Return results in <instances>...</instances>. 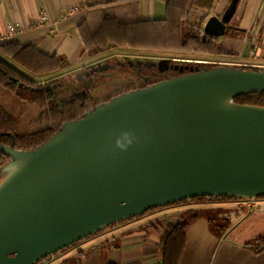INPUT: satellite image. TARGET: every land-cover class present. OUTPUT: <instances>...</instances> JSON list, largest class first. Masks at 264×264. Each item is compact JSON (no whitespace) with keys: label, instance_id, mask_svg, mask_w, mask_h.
<instances>
[{"label":"water","instance_id":"1","mask_svg":"<svg viewBox=\"0 0 264 264\" xmlns=\"http://www.w3.org/2000/svg\"><path fill=\"white\" fill-rule=\"evenodd\" d=\"M238 4L207 19L204 40L228 34ZM127 65L158 67L100 63L90 73ZM261 92L264 70L197 66L99 103L37 149L0 143L11 158L0 168V264H39L185 200L264 198V107L234 102Z\"/></svg>","mask_w":264,"mask_h":264},{"label":"trees","instance_id":"2","mask_svg":"<svg viewBox=\"0 0 264 264\" xmlns=\"http://www.w3.org/2000/svg\"><path fill=\"white\" fill-rule=\"evenodd\" d=\"M143 1L145 0H115L110 3L88 5L86 19L79 26L84 49L113 44L120 48L134 50L191 53L226 58H237L239 56L240 38L244 35V30L232 28L222 38L208 36L206 40L203 39V24L209 18L210 11L221 0H168L167 17L163 20H142L139 15V5ZM1 56L28 71L34 77H46L64 71L71 67V63L63 56H50L43 53L35 44H23L18 40H14L0 45V95L7 93L15 96L16 101L27 104V110L29 109V102L33 106H44L48 117L47 127L31 132L27 129L24 130L26 126H22L16 117L0 104V143L13 146L14 149L20 151H29L45 145L46 142L60 132L65 122L83 118L86 113L93 110L99 104L93 97V91L103 85L108 77L118 79L132 76L142 84L138 88L141 89L191 73V68L171 64L167 72L158 70L156 73H152L153 71L145 70L139 75L135 68H130L127 65L114 73L95 72L91 74V70L97 64L85 68L76 76L75 81L66 86L59 80L51 84V86L56 85L57 88L41 92L39 89L46 86L36 84L34 80L29 79ZM129 61L131 60L126 59L122 62L128 64ZM200 68L211 67L202 66ZM238 68L252 71L259 70L248 67ZM182 69L184 71H181ZM80 75H82V78H80ZM146 78L154 80L153 83L143 85ZM26 91L32 93L30 99L29 96H26ZM68 94L72 97L66 100L65 96ZM234 102L240 105L264 107V92L242 95L235 98ZM10 160L9 156L0 152V168ZM230 200L240 199L201 197L181 201L173 205ZM216 216L218 217V212L206 214L213 232L222 236L231 227V221L225 219L224 225H221L218 223V221L220 222L219 217ZM197 217L198 215H195L185 222L175 220L166 225L161 238V260L159 264H181L186 246L185 228L190 221ZM125 222L113 224L105 230ZM247 246L255 248L258 253L264 252V237L247 244ZM50 258L42 260L39 264L46 263Z\"/></svg>","mask_w":264,"mask_h":264},{"label":"crops","instance_id":"3","mask_svg":"<svg viewBox=\"0 0 264 264\" xmlns=\"http://www.w3.org/2000/svg\"><path fill=\"white\" fill-rule=\"evenodd\" d=\"M113 1L0 0V33L7 32L8 25L21 24L25 32L16 40L23 44H35L47 55L65 57L71 67L61 73L70 75L131 50L113 44L84 49L79 26L86 19L88 5ZM232 1L217 2L209 17H222ZM167 3L168 0L143 1L139 5L140 18L166 19ZM73 6L86 9L59 21L57 25L40 30L33 28L42 14L60 19ZM231 26L245 31L240 38L237 58L198 56L231 60L238 67L264 70V0H239ZM214 212H218L219 224L224 225L225 219L231 221V227L222 236L213 232L206 217V214ZM195 215L198 217L185 228L186 246L181 264H264V252L258 253L255 248L247 246L264 237V199L256 210L242 207L239 200L204 201L160 208L83 240L44 264H159L161 238L166 225L175 220L185 222Z\"/></svg>","mask_w":264,"mask_h":264},{"label":"rangeland","instance_id":"4","mask_svg":"<svg viewBox=\"0 0 264 264\" xmlns=\"http://www.w3.org/2000/svg\"><path fill=\"white\" fill-rule=\"evenodd\" d=\"M133 50V51H132ZM108 51V50H107ZM105 51V52H107ZM191 53H175V52H167V51H152V50H134L131 49L129 51H125L123 54L119 55L118 57L111 58L107 61L115 63L125 61L126 59H130L133 62L137 60L142 62H155L158 65V70L160 72H165L168 70L170 64L181 66L184 68H195L197 66H209L214 68L215 65L213 64H202L199 61H214L213 63H223V62H232L231 60H213L215 58H206V57H199L203 55H197ZM6 59V58H5ZM9 62L10 65L17 68L20 72H23L29 79L34 80L36 84L42 86L51 85L52 82L55 81H62V84L68 85L72 83V81L76 80V76L80 74L81 71H77L75 73H71L70 75H66V73H55L53 75H49L40 79L33 77L28 71L14 65L12 62ZM116 62V63H117ZM106 63V62H105ZM115 63V64H116ZM102 64H104L102 62ZM218 67V66H215ZM125 68V67H124ZM131 68V67H130ZM123 69L122 67H118L115 70H108L106 72L114 73ZM156 69H153L152 73H156ZM99 73V72H96ZM105 73V72H103ZM82 78V75H80ZM153 83V82H152ZM142 84L137 81L136 78L129 76L127 78H118V79H111L108 77L106 82L94 89L93 97L98 103H102L106 98L109 96H113L115 94H123L141 87ZM26 96H29V99L32 97V93L30 91H26ZM66 100L71 99V95H66ZM0 104L10 113H12L19 123L22 126H26L25 129L31 132L38 131L42 128L47 127L48 125V117L47 112L44 106H33L31 102H29V109L27 110V104L21 101H16L15 96L9 95L7 93L0 95Z\"/></svg>","mask_w":264,"mask_h":264},{"label":"built area","instance_id":"5","mask_svg":"<svg viewBox=\"0 0 264 264\" xmlns=\"http://www.w3.org/2000/svg\"><path fill=\"white\" fill-rule=\"evenodd\" d=\"M86 8L82 6H73L68 9V11L60 18V19H54L49 14H42L33 24L34 29H43L47 26L53 25L59 23V21L67 19L69 17H72L74 15H77L79 13H82ZM25 32L24 26L21 24L17 25H8L7 32L0 33V45L6 44L8 42L16 40L21 34ZM199 63L202 64H213L215 66H226V67H238V64L234 62H223V63H213L210 61H199ZM264 198L260 199H240V205L244 208H247L249 210H256L260 208V205L262 203Z\"/></svg>","mask_w":264,"mask_h":264},{"label":"flooded vegetation","instance_id":"6","mask_svg":"<svg viewBox=\"0 0 264 264\" xmlns=\"http://www.w3.org/2000/svg\"><path fill=\"white\" fill-rule=\"evenodd\" d=\"M171 65V64H170ZM136 70H137V68L136 67H134ZM153 69H156L157 71H158V67H153L152 69H149V68H147L145 65H143V68H142V71H141V74L145 71V70H147V71H153ZM168 71V70H167ZM167 71H165V72H167ZM138 72V71H137ZM141 74H139V75H141ZM145 82H144V84L143 85H148L149 83H152L154 80H151V79H149V78H146L145 80H144ZM56 85H54V87L53 88H57V87H55ZM119 94H115V95H113V96H109L108 98H106L103 102H108V101H110L111 99H113L114 97H116V96H118ZM102 102V103H103Z\"/></svg>","mask_w":264,"mask_h":264}]
</instances>
